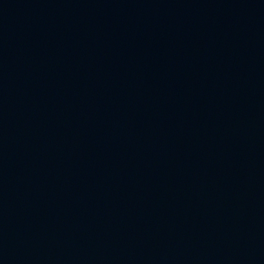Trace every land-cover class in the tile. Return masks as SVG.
<instances>
[{"label":"water","instance_id":"95a60500","mask_svg":"<svg viewBox=\"0 0 264 264\" xmlns=\"http://www.w3.org/2000/svg\"><path fill=\"white\" fill-rule=\"evenodd\" d=\"M0 264H264V0H0Z\"/></svg>","mask_w":264,"mask_h":264}]
</instances>
